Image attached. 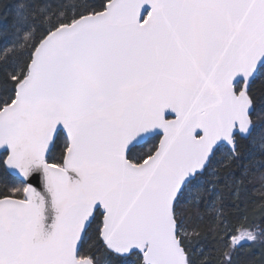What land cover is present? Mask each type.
<instances>
[{"label":"snow or ice","instance_id":"obj_1","mask_svg":"<svg viewBox=\"0 0 264 264\" xmlns=\"http://www.w3.org/2000/svg\"><path fill=\"white\" fill-rule=\"evenodd\" d=\"M0 264H264V0H11Z\"/></svg>","mask_w":264,"mask_h":264},{"label":"trees","instance_id":"obj_2","mask_svg":"<svg viewBox=\"0 0 264 264\" xmlns=\"http://www.w3.org/2000/svg\"><path fill=\"white\" fill-rule=\"evenodd\" d=\"M11 0H0V17L4 14V6L9 4Z\"/></svg>","mask_w":264,"mask_h":264}]
</instances>
